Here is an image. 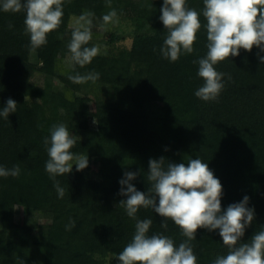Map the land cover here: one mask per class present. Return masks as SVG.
<instances>
[{
	"label": "trees",
	"instance_id": "obj_1",
	"mask_svg": "<svg viewBox=\"0 0 264 264\" xmlns=\"http://www.w3.org/2000/svg\"><path fill=\"white\" fill-rule=\"evenodd\" d=\"M186 2L201 12L192 54L182 53L175 62L161 55L167 36L160 20L163 0H111L118 18L133 24L132 44L100 54L84 67L68 50L71 21L86 10L94 12L93 36L111 10L108 0H65L60 27L34 51L25 31L26 13L0 9V110L9 98L17 103L8 119L0 117V166L21 168L18 178L0 177V264H119L115 256L131 241L136 223L119 206L127 199L119 195V181L125 172H135L130 183L147 193L149 161L161 157L186 166L190 159L207 163L222 184V211L249 197L255 219L239 243L264 229V63L258 58L264 52L241 49L215 65L232 77L225 76L218 102L196 97L204 81L193 61L207 53V21L203 0ZM124 39L111 34L112 44ZM66 56L68 64L58 62ZM34 71L45 76V85L31 81ZM91 71L100 74L95 83L68 79ZM91 97L96 116L88 126ZM60 123L77 136L71 151L88 157L85 169L73 165L71 173L55 178L65 189L63 198L45 171L49 157L43 143ZM18 207L43 221H17ZM136 218L152 220L149 235L162 233L177 246L186 239L171 220L167 230L162 228L164 218L151 208L141 207ZM70 221L75 226L67 230ZM195 236L190 243L197 264H212L217 255L227 254L219 229L200 228Z\"/></svg>",
	"mask_w": 264,
	"mask_h": 264
},
{
	"label": "clouds",
	"instance_id": "obj_2",
	"mask_svg": "<svg viewBox=\"0 0 264 264\" xmlns=\"http://www.w3.org/2000/svg\"><path fill=\"white\" fill-rule=\"evenodd\" d=\"M65 0H2L0 9L4 12L26 13L25 31L30 36L31 50L47 43V35L57 30L64 16ZM202 15L207 21V53L204 57L193 61L199 65L197 75L204 83L195 91V96L205 102L217 101L225 89V76L228 81L232 77L216 70L215 65L236 57L240 50L251 52L253 47L264 52V0H203ZM107 6L111 9L103 15L104 27L118 23V13L111 8V0ZM160 20L167 31L161 55L175 62L181 54H192L200 31L201 12L187 6L186 0H163L160 9ZM95 13L84 11L75 21L68 44L71 59L81 67L88 65L101 54V47L93 45L92 25ZM13 26L9 24V28ZM106 54V51L104 52ZM261 63L264 56L259 55ZM100 74L95 71L86 74L70 75L73 83H95ZM17 103L9 98L5 107L0 110V117L8 119L10 113L16 112ZM77 136L69 132L64 123L54 124L50 129V137L44 138L48 154L45 171L54 181V187L60 198L65 189L55 178L72 172L73 164L81 171L88 166L87 155L74 154L71 149L76 144ZM164 157L149 161L148 180L151 186L147 193L138 191L130 183L137 176L135 172H125L119 181V195L127 197L119 206L126 209L127 215L136 220L135 232L131 241L115 258L119 264H197L191 241L196 239L200 228L209 231L219 229L227 254L217 255L212 264H264V229L257 231L247 243H239L245 230L255 219L254 208H249V197L244 196L239 203L230 204L222 211V184L215 178L207 163L200 158L190 159L184 163L167 161ZM21 174L19 165L12 168L0 166V177L18 178ZM126 186V187H125ZM158 201V202H157ZM151 208L163 217L161 227L167 230L171 220L181 229L186 239L178 246L173 238L162 233L149 235L151 219L139 220L136 213L140 208ZM75 221L66 226L71 230ZM21 264L24 262L21 260Z\"/></svg>",
	"mask_w": 264,
	"mask_h": 264
},
{
	"label": "rangeland",
	"instance_id": "obj_3",
	"mask_svg": "<svg viewBox=\"0 0 264 264\" xmlns=\"http://www.w3.org/2000/svg\"><path fill=\"white\" fill-rule=\"evenodd\" d=\"M76 17H74L71 21V25H75ZM118 23L108 24L104 27L99 26L97 30L93 33L92 40L89 43V47L93 45H99L101 47V54L102 55H110L111 53H115L123 47H129L132 44L133 40V24L131 20L126 17H119ZM118 33L125 36L124 40L117 42L116 44H112L111 42V34ZM106 51V54L104 52ZM59 63L68 64L70 62V56H66L64 58L60 57L58 59ZM45 76L38 72L34 71L31 76V81L37 85L43 86L45 85ZM58 82V80H56ZM81 94V92H78ZM86 110H87V125L93 126L95 124V116H96V109H95V102L91 99L86 103ZM75 165V164H73ZM17 221L23 220L24 218H30L37 220L38 222H42L39 214L35 215H27L26 212L22 207L17 208Z\"/></svg>",
	"mask_w": 264,
	"mask_h": 264
}]
</instances>
